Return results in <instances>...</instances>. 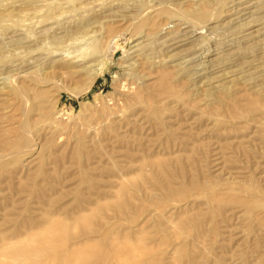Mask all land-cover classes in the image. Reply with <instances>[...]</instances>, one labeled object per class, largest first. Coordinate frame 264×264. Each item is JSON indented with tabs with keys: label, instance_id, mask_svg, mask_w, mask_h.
Listing matches in <instances>:
<instances>
[{
	"label": "rangeland",
	"instance_id": "1",
	"mask_svg": "<svg viewBox=\"0 0 264 264\" xmlns=\"http://www.w3.org/2000/svg\"><path fill=\"white\" fill-rule=\"evenodd\" d=\"M70 262L264 264V0H0V264Z\"/></svg>",
	"mask_w": 264,
	"mask_h": 264
},
{
	"label": "bare ground",
	"instance_id": "2",
	"mask_svg": "<svg viewBox=\"0 0 264 264\" xmlns=\"http://www.w3.org/2000/svg\"><path fill=\"white\" fill-rule=\"evenodd\" d=\"M81 37H82V36H81ZM83 37H84V36H83ZM83 37H82L81 39H80V38H79V39L77 38V39L73 40L71 43H70V42H69V43L72 44V45H73V44L75 45V43H77V42H78V43L81 42L82 39H83ZM85 38H86V37H85ZM84 40H86V39H83V41H84ZM69 43H68V44H69ZM86 43H87V42H86ZM67 46H68V45H67ZM70 47L72 48V46H70ZM77 47H80V46L77 45ZM109 47H111V45H110ZM73 48H74V47H73ZM84 48H85V47H84ZM85 50H86V49H85ZM85 50H83V51H85ZM79 51H80V50H79ZM108 51H109V50H108ZM80 52H81V51H80ZM75 53H76V52H75ZM79 54H80V53H79ZM108 54H109V53H108ZM81 55H82V54H81ZM106 56H107V54H106ZM109 56H110V55H109ZM103 58H104V57H103ZM98 60H100V58H99ZM92 61H93V60H92ZM93 63H94V62H93ZM89 67H92V66H90V64H89L88 62L86 63V65H83V64H82V68H83V69H90V70H91V68H89ZM92 71H93V70H92ZM25 252H26V251H25ZM48 252H50V251H48ZM70 254H71V253H70ZM67 256H68V255H67ZM47 258H49V257H47ZM54 258H55V257H54ZM79 258H80V257H79ZM51 262H52V261H51ZM74 263H75V262H73V264H74ZM70 264H71V262H70Z\"/></svg>",
	"mask_w": 264,
	"mask_h": 264
}]
</instances>
